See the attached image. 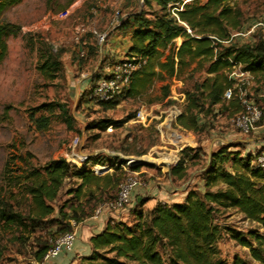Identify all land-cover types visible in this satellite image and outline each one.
<instances>
[{"label": "trees", "instance_id": "16d2710c", "mask_svg": "<svg viewBox=\"0 0 264 264\" xmlns=\"http://www.w3.org/2000/svg\"><path fill=\"white\" fill-rule=\"evenodd\" d=\"M22 1L0 0V64L7 53V38L20 30L6 20L5 12ZM235 1L141 0L143 9L120 26L129 28L126 54L145 59L133 74L125 95L140 97L154 81H159L166 82L161 87L164 98L170 79H191L194 73L203 72V77L195 79L185 91L184 107L170 126L179 132L201 131L206 129V119L211 115L241 112L236 93L229 100L223 93L234 83L229 74L236 67L256 81L264 79V39L234 40L232 32L242 25V13ZM177 37L181 41L176 47ZM96 50L95 45H90L86 52L92 55ZM60 67L59 55L43 49L37 67L42 76L52 80ZM97 78L95 73L89 82L93 84ZM117 102L99 105L107 109ZM48 107L52 104H40L33 111ZM33 114L30 117L34 124L44 129L47 117L33 119ZM117 123L100 119L90 127L105 130ZM238 146L220 144L210 151L203 165L199 148L180 147L177 160L166 171L171 185H183L194 166L202 169L192 176L201 184L189 183L179 203L157 201L143 209L145 201L136 199L130 221L107 218L90 236V252L79 259V264H250L238 256L226 263L219 256L216 244L222 229L216 215L221 209L236 210L261 228L248 230L246 236L232 232L230 237L248 249L251 261L264 264V169L256 167V160L242 155L239 149L229 150ZM17 159L23 162L21 166L16 165ZM85 163L90 167L57 157L34 167L22 157H10L3 164L0 234L32 263L42 260L54 239L91 217L100 202L112 200L126 172L139 168L134 164L125 167V160L116 155L93 154L85 158ZM105 169L111 171L104 173ZM62 195L67 198L61 200Z\"/></svg>", "mask_w": 264, "mask_h": 264}, {"label": "rangeland", "instance_id": "374dc122", "mask_svg": "<svg viewBox=\"0 0 264 264\" xmlns=\"http://www.w3.org/2000/svg\"><path fill=\"white\" fill-rule=\"evenodd\" d=\"M235 5L242 13V25L232 32L234 40L251 42L259 37L264 39V31L257 24L264 23V0H236ZM141 9V0H23L6 10V20L17 24L20 30L7 38V53L0 64V186L3 184L2 166L10 157H22L34 167L57 157H65L76 166L90 167L85 163V155H116L125 161H133L131 165L139 166L137 171L126 172L135 176L139 184L131 192L124 210L107 218L130 221V209L136 198L145 201L143 209L155 201L168 203L172 190L165 171L177 158L180 147L199 148L200 165L208 159L204 152L208 153L211 142V149H216L223 142L239 144L242 155L248 154L256 160L259 149L264 145V79L256 81L252 76L238 78L239 101L240 98L245 99L261 110L255 128L247 134L235 128L231 122L233 113L228 112L211 115L206 119V129L201 131L179 132L171 126L165 129L159 126L156 118L142 125L135 119L136 111L142 105L149 108V99L161 97V83L155 85L149 98L124 95L107 109L87 101L86 92L92 85L89 78L99 73L104 55L99 49L97 35L104 34L106 39L115 30H123L127 25L121 29L120 26ZM144 10L149 13L147 7ZM81 27L84 29L82 32L78 31ZM125 33L120 31L117 35ZM90 45L96 46L95 54L86 52ZM43 49L59 55L61 67L52 80L45 79L37 68ZM81 49L85 50L83 57L79 54ZM203 75V72H197L191 79L170 80L168 95L173 89L185 97V91L192 82ZM44 103H51L52 107L33 111ZM168 103L170 100L166 96L158 106H152V113L164 110ZM32 112L33 119L47 117L44 129L34 124L30 117ZM214 112H217L215 107ZM100 119L118 123L105 130L90 127ZM15 163L21 166L23 162L17 159ZM198 169L194 166L189 173ZM110 171L105 169L104 173ZM194 183L201 184L198 178L192 177L190 184ZM66 198V195L61 196V200ZM216 221L222 229L216 244L219 256L226 263L238 256L256 264L251 261L248 249L240 246L230 234L238 232L246 236L248 230L261 231V228L233 209H221ZM79 262L77 260L73 264ZM0 264L34 263L26 254L16 252L7 237L0 234Z\"/></svg>", "mask_w": 264, "mask_h": 264}, {"label": "built area", "instance_id": "2783aa9c", "mask_svg": "<svg viewBox=\"0 0 264 264\" xmlns=\"http://www.w3.org/2000/svg\"><path fill=\"white\" fill-rule=\"evenodd\" d=\"M264 31V23H257ZM84 29L81 27L78 31L82 32ZM187 33H190L189 29L185 28ZM104 34L97 35V42L102 46L105 39ZM81 57L84 56L85 50L79 51ZM145 63V59L141 56L134 55L128 58L114 60L107 59L103 62V66L100 68L98 78L87 90V101L93 102L97 105L101 103H113L118 101L124 95L133 74ZM234 79V83L231 87L227 88L223 97L225 100L232 98L234 93L240 92L239 80L240 77H251L248 72L241 71L238 67L234 68L229 74ZM184 95L176 94L171 90V94L168 96L170 103L164 110H160L157 114L152 113V107L141 106L135 114V119L142 125L147 124L153 118L159 120V126L165 129H170L172 120L178 116L181 112V106L184 103ZM238 98V96H237ZM240 98V97H239ZM240 102L243 106V110L233 115L231 118L232 124L241 133L247 134L252 131L259 118L261 117V110L256 105L240 98ZM177 158L173 159V163ZM128 162V163H127ZM133 161H125V167L130 166ZM255 166L264 169V145L259 149L255 161ZM130 172V171H129ZM138 181L135 176L128 173L125 179L118 185L117 193L112 200L100 203L92 214V217L97 219L99 217L106 216L112 213L123 211L126 204L129 201L130 194L133 189L138 185ZM107 215V216H109ZM107 218H105L106 220ZM104 220V219H102ZM104 220V221H105ZM103 221V222H104ZM76 232H66L52 241V246L44 254L42 260L34 262V264H45L47 261L58 257L63 253H69L72 251L74 243L76 241Z\"/></svg>", "mask_w": 264, "mask_h": 264}, {"label": "crops", "instance_id": "0c3cea01", "mask_svg": "<svg viewBox=\"0 0 264 264\" xmlns=\"http://www.w3.org/2000/svg\"><path fill=\"white\" fill-rule=\"evenodd\" d=\"M120 31L121 32L125 31L126 33L123 35L122 34L117 35ZM129 37H130L129 28H126L124 30L117 29V30H115V32H113L107 36V38L105 39L103 46H102L103 49L101 47V53H104L102 63H101V67L103 66V62L107 59L113 58L114 60H119V59H124V58H128L131 56V55L126 54L127 49L130 45ZM180 41H181V39L179 37L174 39V43H175L176 47L180 44ZM170 80H176V79L172 78ZM169 81H168V83L170 85ZM157 83H161L162 84L161 87H162L166 82H159V81L155 82L154 81L152 83V85H150L148 87L146 92L143 95H141L140 97L149 98L150 93L153 91V89ZM128 87H129V85H128ZM128 87H127V89H128ZM126 90H125V92H126ZM171 90H173V89H171ZM171 90H170V92H171ZM125 92H124V95H125ZM169 95H167V96H169ZM135 98H139V97H135ZM162 99H163V97L161 95V97L156 98V99H149L147 102L149 103L150 107L155 106V105L158 106L159 101ZM142 106H144V105H142ZM220 142H222V140H219V143ZM227 143H229V142H227ZM210 145L212 146V142ZM209 148H210V146H209ZM238 148H239V146L234 148V149L237 150ZM211 150L212 149H210V151ZM208 153H209V149H208ZM198 170H194L192 172H195ZM165 173H166V171H165ZM195 173H199V171L195 172ZM169 184H170L172 193H171L170 200L168 201V203L169 202L170 203L182 202V200L185 197L186 192L184 190L175 191V190H173V186L171 185L170 181H169ZM136 199L139 200L138 198H136ZM155 202H157V201H155ZM155 202L151 206H153L155 204ZM150 207H148V208H150ZM105 218H107V215L106 216L104 215L103 217H99L97 219H95L91 216V217L87 218L86 220H84L82 223H78L76 226H74L73 229L76 232L77 237H76V241L74 243L72 251L69 253H63V254L59 255L58 257L47 261L45 264H73V263H76L77 260H79L81 257L88 255L90 252L89 238L93 233H96L100 230V228L102 227V225L104 223L103 221L105 220ZM102 219H104V220H102Z\"/></svg>", "mask_w": 264, "mask_h": 264}, {"label": "water", "instance_id": "95a60500", "mask_svg": "<svg viewBox=\"0 0 264 264\" xmlns=\"http://www.w3.org/2000/svg\"><path fill=\"white\" fill-rule=\"evenodd\" d=\"M100 48H101V45H100L99 49ZM210 149H211V145H210V148H209V153H210ZM209 153H208V158H209ZM91 155H93V154H89V155H85V156L88 157V156H91ZM201 170L202 169H199L198 171L200 172ZM198 171H195V172H198ZM195 172L190 173L189 177L187 178V180L184 182L183 185H181L179 187H174L173 186V190H175V191H178V190L179 191H182V190H184L186 188V186L190 183V181L192 179V176L195 174Z\"/></svg>", "mask_w": 264, "mask_h": 264}]
</instances>
